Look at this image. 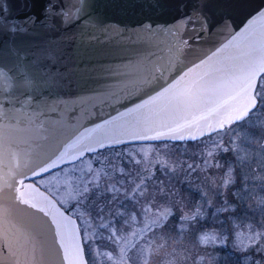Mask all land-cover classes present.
Here are the masks:
<instances>
[{
  "label": "water",
  "instance_id": "1",
  "mask_svg": "<svg viewBox=\"0 0 264 264\" xmlns=\"http://www.w3.org/2000/svg\"><path fill=\"white\" fill-rule=\"evenodd\" d=\"M195 2L0 0L3 22L9 29H24L0 34V71L7 74L0 81V264H88L78 222L66 229L69 234L76 230L74 241L57 237L50 218L20 203L11 187L38 157L66 148L71 153L68 146L78 138L77 147L89 140L112 147L155 143L162 141L136 137L168 133L169 128L188 136L179 126L193 122L207 133L202 117L221 112L225 104L237 108L244 102L235 85L225 84L206 104L177 110L170 101L192 86L202 67L156 102L142 104L141 97L178 78L264 9V0H201L209 17L205 29L198 20L187 21ZM87 3L93 5L91 19ZM77 9L79 18L72 19ZM177 27L179 34L170 35ZM223 55L238 52L229 48ZM137 103L142 107L136 108ZM30 183L18 187L30 203L43 207L42 195H51L36 183L33 191Z\"/></svg>",
  "mask_w": 264,
  "mask_h": 264
},
{
  "label": "snow or ice",
  "instance_id": "2",
  "mask_svg": "<svg viewBox=\"0 0 264 264\" xmlns=\"http://www.w3.org/2000/svg\"><path fill=\"white\" fill-rule=\"evenodd\" d=\"M184 6L187 7V5ZM51 7L50 4L46 8V13ZM92 7V3L85 4L88 19L94 15L88 11ZM205 7L206 5L201 0H196L192 5L193 13L187 17V21L196 23L198 20L201 26L207 29L209 17L205 14ZM80 12L81 10L77 9V13L72 16V19H78ZM193 16L196 19H193ZM24 19L25 22H28L32 18L29 16ZM67 22L68 20H65V23ZM18 28L20 31L24 30L18 25H13L9 29L7 24L3 22L2 14H0V34L6 36L9 31L16 32ZM179 32L180 29L177 27L170 31V35L175 37ZM229 35L230 39L222 42L219 47L206 54L205 58L198 63L179 73L178 78L168 81L160 90H154V94H146V98L141 97L140 99L143 105L156 102L159 97L165 96L172 88L184 81L190 73L203 67V70L198 73L197 79L192 82V86L183 93L174 96L170 101L177 110L206 104L225 84L235 85L238 89L237 94L243 97L244 102L237 108L225 104L221 112L213 113L210 117H202L209 129L207 133L199 123L193 122L186 126H179L184 127L190 133L188 136H185L183 131L169 128L168 133L159 132L152 137L144 134L137 136L136 139L161 140L165 144L168 141H185L186 139L200 141L203 149L197 154L199 160L194 163L185 162L181 170L189 181L193 173L204 174V181L212 183L215 194L225 197L223 206L218 208L217 212L223 211L238 216V210L243 208L246 199L252 197L247 185L248 176L243 173L241 168L239 169L241 174L240 185L235 192H231V195L236 199L229 201L227 198L229 190L237 183L234 173L240 165L248 167L244 164V157L239 154V148L233 147L235 144L233 125L244 127L245 123L250 122L255 111H264V9L259 10L256 15L251 17L240 31L229 33ZM180 42L187 44L183 38L180 39ZM229 48L236 49L238 55H223L225 50ZM12 51L15 53L16 49ZM6 75L0 71V81H5ZM10 86L8 85V87ZM142 104L137 103L136 108L142 107ZM96 127L99 128L102 125ZM86 131L90 134L95 129H87ZM195 132H199V135H196ZM251 135L264 139V132L253 131ZM205 137L207 139H204ZM225 137L228 139L226 140ZM0 142H2V138H0ZM77 143H79V138L68 146L73 149L71 153L66 148L59 154L52 153L38 157L35 164L26 172L20 173V178L14 179L11 185L17 192L20 203L28 205L50 218L51 225L56 229V236L61 239L67 236L74 241L75 231L78 230L81 232L82 242L86 240L87 237L84 233L87 230L84 228L78 227L71 234L66 231L67 226L76 221H80L82 224L85 215H87L90 223L99 221V227L108 232L104 239L110 244L117 243L119 239H126L122 234L131 232L134 223L143 225L140 229L141 233L150 232L152 235H156V230H160L162 234H167L169 229L176 230L175 220L170 219L175 215L172 209H176L180 213L178 216L180 221L179 234L183 235L188 229L189 222L195 223L198 218H203L202 202L212 204L209 192L201 189L198 185L196 190L201 194V202L187 200L181 194L180 189L176 187V184L172 183L173 179L178 180V178L174 169L166 163H162L158 168L162 174L158 177L155 172L148 173L147 169L142 170L138 167L140 161L134 160L131 153H125L124 155L128 157L127 163L121 156H117L116 160L119 161V164L113 160H108V170L105 171L104 162L92 154L112 146L105 145L100 140H89L88 143L80 144L79 147L76 146ZM229 152H232L236 157L235 164L232 160L222 162L223 154ZM93 161L100 167L94 168ZM210 169L217 172L223 169L218 183L213 177L208 176ZM60 173H63V176ZM48 177L56 178L57 192L60 191V186H63L67 199H60L48 188L46 191L50 192L51 198L41 194L43 207L39 203H30L18 185H24L25 181H31L27 187L33 188L36 178L47 179ZM192 187L190 182L189 188ZM35 190L33 188V191ZM261 191L264 192V187L261 188ZM259 203L264 205V200H260ZM188 206L194 208V211H185L184 209ZM120 209L124 211L121 212ZM261 211H264V208ZM65 213H75V219L66 218ZM245 227L248 243L242 251L258 257L252 261V264H264V224L258 228L253 227L252 224ZM221 228H224V224L221 225ZM131 234L136 235L135 232ZM239 235L238 232L237 237ZM216 240L215 234H204L199 238V242L202 244H214ZM221 242H223V238H221ZM60 246L65 250L68 249L67 244L62 243ZM78 251L79 248H77ZM67 258L65 256V259Z\"/></svg>",
  "mask_w": 264,
  "mask_h": 264
},
{
  "label": "rangeland",
  "instance_id": "3",
  "mask_svg": "<svg viewBox=\"0 0 264 264\" xmlns=\"http://www.w3.org/2000/svg\"><path fill=\"white\" fill-rule=\"evenodd\" d=\"M233 128V138L235 140L233 147L239 148V154L240 156L244 157V164L248 165V167L240 165L237 171L234 173L237 183L229 190L227 198L229 201H234L236 199L231 195V192H235L240 185L241 174L239 169L241 168L243 173L248 176L247 185L250 189V195L252 198L246 199L243 208L238 210L241 211L238 216L235 214L230 215L229 213L223 211L217 212V209L223 206L225 197L217 196L215 194V188L213 187L212 183L210 181H204V174L193 173L197 175L195 178L199 182L198 186L201 189L208 191L209 196L212 199L211 205L207 204L206 202H202V211L204 216L208 214V218L211 220V216L221 215L223 218H228L227 220L234 222V225L232 226V228H234L233 234L210 228L198 235V242L200 236L204 234L216 235L217 240L214 244H202L199 242L202 247H208V250L211 249V247L220 246H226L228 249L234 248V250L236 248L243 249L248 243L247 229L245 226L252 224L253 227L258 228L260 225L264 224V211H261V209L264 208V205L259 203L260 200H264V192L261 191V188L264 187V139H260L259 136L251 135L253 131L264 132V111H255L251 116L250 122L245 123L244 127L233 125ZM204 139H207V137ZM225 139L227 140L228 137H225ZM105 149L100 150L98 153L92 154L94 157L99 158L104 162L105 171L108 170V160H113L115 163L119 164V161L116 160V157L121 156L125 163H127L128 157L124 154L131 153L134 160L140 161L138 167H140L142 170L147 169L148 173L155 172V175L160 177L162 174L160 171H158V168L162 163L170 165L175 172L184 174V172L181 170V168L184 166V163L197 162L199 160V156L197 154L201 152L203 145L201 142L200 144L196 145V147H189L184 143L174 146L168 144L157 145L155 143H139L122 145L120 147H115L108 150ZM186 153H188V156H186ZM221 160L222 162L226 160H232L235 164L236 157L232 152H229L223 154ZM93 167L95 168L100 166L97 165L95 161H93ZM129 167H131V165H129ZM249 168L251 169L250 171ZM222 173L223 171L217 172L215 170L211 172L210 169L208 171V176L213 177L218 183L219 177L222 175ZM60 175L63 176V173H60ZM194 183L193 186L196 187L197 185H194ZM36 184L42 187L45 191L46 189L50 188L51 193H55L60 199H67L66 195L64 194L63 186H60V191L57 192L55 177H48L47 179L36 178ZM199 202H201V200ZM191 210L194 211V208ZM120 211L123 212L124 210L120 209ZM70 214L75 217V213ZM77 222L79 228H84L87 230L84 233L87 239L83 241V244L88 262L90 264H133L127 257V253L148 233H141L140 229L143 227V225L134 223L132 225L131 232L122 234L126 237V239H119L117 243L110 244L109 241L104 239L107 237L108 232L99 227V221L90 223L87 215H85L82 224L80 221ZM243 222L245 224H242ZM132 232H135L136 235H132ZM238 232L240 233L239 237H237ZM221 238H223V242H221ZM174 240L176 241V239ZM174 240L172 243L176 246L177 244L174 243ZM168 250V246L166 243H164V241H161V246L157 249H150V246L146 247L140 244L139 250H136L134 253L135 264H154L155 260H159V264L161 261L168 262L166 259ZM174 250H176L175 247ZM208 250L203 249L202 251L207 254L197 257L194 260V264H215L216 258L211 259V252Z\"/></svg>",
  "mask_w": 264,
  "mask_h": 264
},
{
  "label": "trees",
  "instance_id": "4",
  "mask_svg": "<svg viewBox=\"0 0 264 264\" xmlns=\"http://www.w3.org/2000/svg\"><path fill=\"white\" fill-rule=\"evenodd\" d=\"M180 143H184L189 147H194V146L196 147V145L200 144V141L167 142L166 144L174 146ZM155 144L163 145L165 143L156 142ZM108 149L111 148H107L105 150ZM186 156H188V153H186ZM213 171L214 170L211 169V172ZM219 171L222 172L223 169ZM175 174L178 180L173 179L172 183L176 184V187L180 189L181 194L184 195L189 201L199 202L201 200L200 192L196 190L195 186H193L191 189L189 188L190 182L192 185L194 182H195L194 185L199 184V182L195 178L197 175L192 174L191 180L189 181V179L186 178L184 174H179L178 172H175ZM191 209H192L191 206H188L184 210L190 211ZM172 211L175 215L170 219L175 220L176 230L173 231L172 229H169L167 234H162L160 230H156V235H152L150 232H148L127 253V257L131 260L133 264H135L134 253L136 250H139L140 244L146 247L150 246V249L152 248L157 249L158 247L161 246V241H164V243L167 244L169 250L166 255V259L168 260V262L161 261L160 264H194V260L197 257L207 254L202 250L203 249L208 250V247H202L198 242V235L201 232L211 228L233 234L234 231L233 230L234 228H232V226L234 225L233 221L231 220L226 221V219L223 218L221 215L211 216V220H210L207 214L203 216V218H198L197 222L195 223L189 222V226L186 233L180 235L179 234L180 221L178 219L180 213H178L176 209H172ZM240 212L241 211H238V214ZM222 224H224L223 229L221 228ZM242 224L245 223L243 222ZM174 239H176V241ZM173 240L174 243L177 244L176 246L175 244L172 243ZM174 247L176 248V250H174ZM208 251L211 252V259L216 258L215 264H252V261L255 258H258V257H254L253 255H249L247 252L242 251V249L240 248H236L234 250V248L228 249V247L226 246L211 247V249H209ZM158 261L159 260H155L154 264H159Z\"/></svg>",
  "mask_w": 264,
  "mask_h": 264
}]
</instances>
